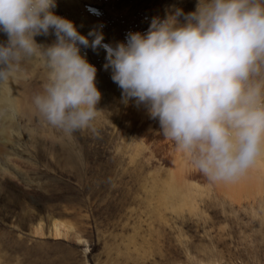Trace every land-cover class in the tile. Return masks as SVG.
<instances>
[{
	"label": "rangeland",
	"instance_id": "1",
	"mask_svg": "<svg viewBox=\"0 0 264 264\" xmlns=\"http://www.w3.org/2000/svg\"><path fill=\"white\" fill-rule=\"evenodd\" d=\"M56 2L55 13L90 42L95 30L115 47L129 32L146 33L153 18L195 11L198 0ZM81 54L97 68L101 112L72 136L32 102L48 80L42 57L8 81L32 104L34 122L16 119L0 161V264H264V161L236 183L209 181L146 107L122 102L103 47L81 46Z\"/></svg>",
	"mask_w": 264,
	"mask_h": 264
},
{
	"label": "clouds",
	"instance_id": "2",
	"mask_svg": "<svg viewBox=\"0 0 264 264\" xmlns=\"http://www.w3.org/2000/svg\"><path fill=\"white\" fill-rule=\"evenodd\" d=\"M56 7L0 0V84L42 57L48 80L32 102L50 126L67 136L92 127L102 94L81 46L103 47L122 102L146 107L209 181L236 183L264 161V0H198L115 47L95 30L90 42ZM51 34L49 45L35 39Z\"/></svg>",
	"mask_w": 264,
	"mask_h": 264
},
{
	"label": "bare ground",
	"instance_id": "3",
	"mask_svg": "<svg viewBox=\"0 0 264 264\" xmlns=\"http://www.w3.org/2000/svg\"><path fill=\"white\" fill-rule=\"evenodd\" d=\"M7 84H8V82L1 84L2 86L0 88V111H1V114H0V161L3 159V156H4L3 155L4 147H6V145L9 143V141L11 140V137L13 135V132L15 131V129H17L16 119L20 115H22L23 119H26V121L34 122V119L32 116L34 113V108H33L32 104L30 103V101H27L26 98H24L25 96L23 98L18 97L17 90L15 92H11L9 89V86ZM96 85L98 87V84H96ZM4 88H7L9 90L5 91V90H3ZM19 94L21 96L22 93L19 92ZM9 95H11L12 97H9ZM5 103L9 104L14 109V112L12 114H10V115L9 114H6V115L3 114L4 111H3L2 105H4ZM27 109H29V114L26 113ZM7 119L10 120L11 122L7 123ZM59 224L54 223L53 228H52L54 231L53 234L57 237L64 235V233L62 231L63 230L62 226ZM39 231L42 232L41 228L39 229Z\"/></svg>",
	"mask_w": 264,
	"mask_h": 264
}]
</instances>
